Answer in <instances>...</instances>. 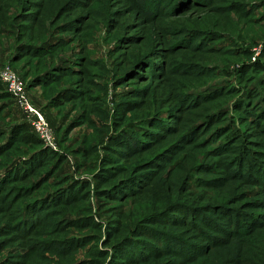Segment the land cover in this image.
I'll list each match as a JSON object with an SVG mask.
<instances>
[{"label": "rangeland", "instance_id": "obj_1", "mask_svg": "<svg viewBox=\"0 0 264 264\" xmlns=\"http://www.w3.org/2000/svg\"><path fill=\"white\" fill-rule=\"evenodd\" d=\"M6 67L56 148L11 136L26 119L0 96V264H264V184L246 178L264 159V0H0ZM149 225L221 240L145 256Z\"/></svg>", "mask_w": 264, "mask_h": 264}, {"label": "trees", "instance_id": "obj_2", "mask_svg": "<svg viewBox=\"0 0 264 264\" xmlns=\"http://www.w3.org/2000/svg\"><path fill=\"white\" fill-rule=\"evenodd\" d=\"M260 64H258V67L257 66H252V67H250V69H254V70L259 69V68L262 67ZM75 95H73V92H69V90L61 91L59 94H57L53 98L52 102L60 104L62 101H67V100H70V99L74 98ZM0 96H2L4 98L5 97H13L11 95V93L6 89V87H5V85H4V83L2 81H0ZM246 101H247V99H246ZM241 102H245V101L241 100ZM247 103H248V101H247ZM134 104L137 105L135 102H132V103H125L124 106H122L121 110L118 113L121 116L120 117L121 120H124L126 115L136 108V106L135 107L133 106ZM239 105L242 106L243 104L239 103ZM263 109H264V107L260 106L258 108V110H257V112L260 111L259 115H257L258 113H254L253 115L252 114L251 115L254 118H257V117L259 118V117H261L260 115L264 114ZM247 110H249V109H247ZM129 134L131 135V133H129ZM133 134L131 136H133ZM12 135L18 136V140H21V141H23L26 144L40 145V144L43 143V141L36 135V133L33 131L32 127L30 126V124L27 121H21V122L16 123L13 126V128H12L11 136ZM152 135H156V134L152 133ZM131 136H128V137L124 136L125 138H124V141H123L125 146H127L129 149L134 150L135 148L138 149L140 147H144L145 146V145H141V144H140L141 146H136V147H134L135 144L129 145L128 144L129 139H127V138H130ZM138 139H140V138H138ZM139 142L141 143V141H139ZM225 145L226 144H224V146ZM48 150H50V149H48ZM50 151L53 152V154L56 153L53 150H50ZM216 151H218V150H216ZM251 162H252V166L248 168L249 173L246 175V178H248L250 180H255V181H258V182H261V183L264 184V178H263V176H264V166H263L264 165V159H260L259 161H257L255 159V160H253ZM254 171L259 176H262V178L261 179H259V178L257 179L256 176L253 174ZM235 173H236V171H234V174ZM15 174H16L15 176H17L19 174V172H15ZM26 174H27V171L24 174H21V175H18V176H23V175H26ZM146 179H147L146 175L145 176L144 175H137L136 173H134L131 176L127 177V179L124 181V183L125 184H130L132 182H136L137 184L142 185V184H144ZM263 188H264V185H263ZM130 189L132 190V187H130ZM106 192L110 193L111 190H108ZM77 196L78 195L76 194V195H73V197H72V195L70 194V196H65L64 198H62L63 199L62 201H69L72 198L73 199L77 198ZM47 199L48 198H45L43 200H47ZM34 206L37 207L39 205H38V203H36V204H34ZM179 206H180L181 209L179 207H175V208H177L176 210H178L179 212H183V213L187 212V213H189V215H191V217L195 216L197 213L198 214L204 213V210H202V208H200V207H189L188 205H179ZM173 210H175V209H173ZM170 212H172V209L169 210L168 213H169V215L171 217L170 219H172V222H174V219L177 220L176 221L177 223L175 222L176 224L179 223V224L182 225V223H184L186 225L187 224L186 222H190L191 225H194L196 223L194 221H186L183 218L177 217L173 213L170 214ZM200 216H202V215H200ZM208 220L211 221L212 219L209 218ZM239 220H240V218H239ZM249 223L247 225H249L251 227L253 222L250 221ZM155 224H157V223H155ZM214 224H215V222H214ZM215 225L218 228H220L221 230H225V232H227L226 233L227 235L230 234L229 230H227V228H225L224 225H221V223L217 222ZM195 226H198V225H195ZM148 227H151L154 230L152 233H150L149 238H151V239H145V240L144 239H136L137 242L142 243V244H138V248H140L139 250L142 252V254L144 253L145 256L148 255L147 254L148 251L152 252L153 255L155 253H159L160 254L161 252H163V254L165 255V254H167L165 252H167V251L170 252V250H175L177 252V254H184L185 256H187L189 258V255H193V253L194 254H198V252H201V251H198L197 248L198 249L200 248V250H205L206 247H208L210 245L213 246L214 244H216L214 242L221 240L220 238L214 237L215 236L214 234L212 235V233L206 232L205 236L207 235L206 236V240L207 241H205L201 245L202 247H195V243L194 242L191 243V241L189 239H185L184 236L182 235V233L179 234V233H176V232H173V231L159 230L157 227L152 226V225H149ZM184 227H186V226H184ZM187 229L188 228H186L185 230H187ZM212 238H213V240H212ZM151 240H153L156 243H154ZM163 241L166 242V243H164L165 245H163L161 243ZM130 243L131 244H128V250H130L131 247L135 248V246L133 245L134 242H130ZM156 244L158 246L160 245V247L156 246V248L158 247V250L153 248V246H155ZM196 244H201V243H196ZM203 247H205V248L203 249ZM119 250H120V253H121V251L123 252L126 249H125V247H123L122 250H121V248ZM123 253H125L126 255L130 254L129 252H126V251H124ZM131 260H133V258H131Z\"/></svg>", "mask_w": 264, "mask_h": 264}, {"label": "built area", "instance_id": "obj_3", "mask_svg": "<svg viewBox=\"0 0 264 264\" xmlns=\"http://www.w3.org/2000/svg\"><path fill=\"white\" fill-rule=\"evenodd\" d=\"M0 81L16 100L36 135L50 147L56 148L50 123L45 113L32 102L23 78L11 68L6 67L0 70Z\"/></svg>", "mask_w": 264, "mask_h": 264}]
</instances>
